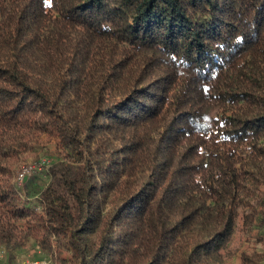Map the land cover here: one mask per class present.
I'll return each instance as SVG.
<instances>
[{
    "label": "trees",
    "instance_id": "16d2710c",
    "mask_svg": "<svg viewBox=\"0 0 264 264\" xmlns=\"http://www.w3.org/2000/svg\"><path fill=\"white\" fill-rule=\"evenodd\" d=\"M50 146L29 196L8 162ZM253 230L241 264L264 259V0H0V246L226 264Z\"/></svg>",
    "mask_w": 264,
    "mask_h": 264
},
{
    "label": "rangeland",
    "instance_id": "374dc122",
    "mask_svg": "<svg viewBox=\"0 0 264 264\" xmlns=\"http://www.w3.org/2000/svg\"><path fill=\"white\" fill-rule=\"evenodd\" d=\"M56 159L53 147L50 146L47 149L28 152L17 159H12L8 162V167L12 170L14 182L24 167L28 165L33 167L31 173L27 175L28 177L23 182V191L27 189L30 194L29 196H32L37 194L43 187V181L45 180L44 173ZM256 233V230L251 231L248 236L241 234L239 231L235 233L227 249V251H230V256L227 258L226 264H241L240 254L242 252L250 255L254 251L262 250V245L256 241ZM1 250L4 253L0 259V264H19L24 259L32 261L44 259L50 261L51 264H74L70 256L71 254L63 242H56L54 238H51L45 246L40 242L29 239L23 247L9 249L0 246ZM259 264H264V259Z\"/></svg>",
    "mask_w": 264,
    "mask_h": 264
},
{
    "label": "built area",
    "instance_id": "2783aa9c",
    "mask_svg": "<svg viewBox=\"0 0 264 264\" xmlns=\"http://www.w3.org/2000/svg\"><path fill=\"white\" fill-rule=\"evenodd\" d=\"M40 164H43V163H40ZM32 170H33V167L28 165L27 167H24L22 169V171H20V173L15 178L16 179L15 183L18 186V188H20L21 190L23 189L24 180L28 177L27 175H29ZM21 198L24 199L22 197V195H21ZM34 210L38 211L39 207H36ZM3 253L4 252L1 250L0 251V259L2 258ZM19 264H51V263H50V261H47V260H44V259H42L41 261H38V260L37 261H32V260H29V259H24Z\"/></svg>",
    "mask_w": 264,
    "mask_h": 264
}]
</instances>
